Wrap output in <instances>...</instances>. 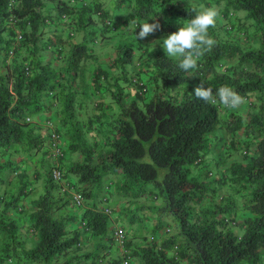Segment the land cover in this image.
Returning a JSON list of instances; mask_svg holds the SVG:
<instances>
[{"label": "trees", "instance_id": "16d2710c", "mask_svg": "<svg viewBox=\"0 0 264 264\" xmlns=\"http://www.w3.org/2000/svg\"><path fill=\"white\" fill-rule=\"evenodd\" d=\"M119 1L136 20L132 33L158 19L162 31L143 43L121 45L108 68L96 66L79 86L78 78L87 77L91 46L85 35L74 41L75 31L66 39L62 31L67 21L79 29L98 28L93 11L105 27L118 30L102 2L0 0V170L9 174L0 182L17 175L22 182L10 199L0 193V206L5 201L0 229L9 238L0 264H121L124 257L113 256L112 220L100 210L105 197L111 204L123 202L119 214H131V225L142 221L151 229L143 243L125 244L140 264H263L264 0ZM202 3L221 5L225 16L232 17V9H245L246 15L210 28L215 46L185 72L178 58L166 55L162 40ZM46 51L55 58L42 59ZM135 51L142 62L130 68ZM201 81L214 93L231 87L245 98L248 111L225 108L218 97L216 105L198 99L194 89ZM26 109L44 113L43 123L27 120ZM47 119L59 136L61 182L51 173ZM42 147L47 191L27 201L29 228L38 242L25 250L26 240L17 233L25 220L19 201L28 193L30 176L41 174L32 150ZM12 151L30 158L16 161ZM159 168L166 169L161 180ZM105 174L112 177V191L105 188L110 182L103 181ZM149 183L156 190L147 191ZM72 188L85 195L79 217L66 213L74 206ZM149 191L154 204H138ZM164 227L175 232L162 235ZM92 238L98 239L96 248L84 251Z\"/></svg>", "mask_w": 264, "mask_h": 264}, {"label": "rangeland", "instance_id": "374dc122", "mask_svg": "<svg viewBox=\"0 0 264 264\" xmlns=\"http://www.w3.org/2000/svg\"><path fill=\"white\" fill-rule=\"evenodd\" d=\"M89 1H91V0H87V2H89ZM194 1L200 2L201 0H194ZM101 2H103V5L105 7L107 14L109 16H112L113 19L115 20V23L117 24L118 30L113 31L108 26L105 27L104 21L102 19L103 17L100 16L96 11H93V12H91V14L96 21L94 25H96V27H98V28H96L97 30L94 28L95 26H93V25L92 26L91 25L84 26V27H81V29H79V28H76V23H73L71 25L69 23V21H67V23L64 26V29L62 31V32H65L64 33L65 39L68 37L69 31H71V30L75 31V35L72 37L74 41L83 40L84 39L83 36L85 35V37L87 38L86 41L88 42L89 46H91V53H93V56L89 57V59H87V61L85 62V65L89 64L91 61L95 63V61L102 60L105 52H108V51L110 52L114 49H116V51H117L121 45L134 44V42L136 41L132 36L133 33H130V31L133 30L136 26V20H134L132 18V16H131L132 14H131L129 7L125 6L123 4V2H120L119 0H101ZM183 2H185V0H183ZM125 4H126V2H125ZM222 5H224V3H222ZM201 6L211 7V5L208 6L205 3H202ZM201 6H199V7L201 8ZM213 6H216L219 10L221 8V5L220 6L219 5H213ZM232 11H234V15L232 17L225 16L222 12L219 11L220 12V18L218 19L217 22H219V20L224 21V22L225 21L229 22L233 19H235L237 22H239V18L241 16L246 15L245 9H232ZM86 18H85V20H86ZM130 21H134V23H130ZM95 33H97L96 39L94 37ZM145 39H143V40H145ZM254 42H255L256 46L259 43V41L257 39H255ZM152 48H153V46H152ZM138 55H139V52L135 51L133 58L138 57ZM129 67L132 68L130 65H129ZM116 72L118 73V71H116ZM84 78H85V80H88V78L86 76H84L83 78H78L81 81L79 86L85 84ZM88 82L89 81H87V83ZM87 106L91 110L93 109V104L91 102L87 103ZM239 109H242V111L244 113H246V111H248L249 107L244 103ZM26 112H29V114H31V117L33 120L37 116L34 113H30V109H26ZM55 119H57V118L55 117ZM57 121H59V119H57L56 122ZM44 143H47V142L45 141ZM47 145H48V143H47ZM43 150H45V147H42V149H40L39 151H37V150L36 151L32 150V151H33V154L38 153V155L41 157ZM14 152H15V154H17L18 157H20V159H21V156L24 157L22 159H29L30 158V156H28L29 154H25V153L22 154V153H19L16 151H14ZM213 155H214V153H213ZM239 157H240V155H239ZM147 160H149V157H147ZM46 162H48L49 165L51 164V162L48 159L45 161V163ZM41 163L42 162L40 161L39 165L36 166V168L41 172L40 176L35 179L34 176L31 175L32 173L30 174L31 175L30 179L32 182H29V185L27 187L28 193L23 195L21 200L19 201L20 202L19 208L23 209L22 214H23V217L25 218V220L22 223H20V229L21 230H19L17 233L20 234L19 238L26 240V244H25L26 246H24V248H26L25 250H30L31 248L35 247L37 245V242H38L36 237L32 233L31 229L29 228V213L32 210V207L28 206L27 201H31L35 198L40 199L41 197L44 196L45 192L47 191L46 175L44 174V169L46 167L44 165H42ZM28 166H29L28 170L31 171L32 167H30V164ZM165 172H166L165 168H159V175H158L159 180H161L163 178ZM0 176H3V177L5 176L7 178V176H9V174L4 170H0ZM20 178L21 177L19 175L13 176V178H11V176H10V179H6V181L4 183L0 182V193L4 194L7 200L10 199L12 197V195L15 194L19 190L20 185L22 184V182L20 181ZM111 178H110L109 174H105L103 177V181H108V180L112 181ZM26 180L28 181V179H26ZM145 188L147 191L153 190V189L156 190L153 183H149L148 185L145 186ZM31 189H33V190H31ZM55 193H57V192H55ZM152 197H153V195L149 191L148 195L146 197L147 198L146 201L150 205L154 204L155 198L152 199ZM144 201H145V199H138L137 202H138V204H140L141 202H144ZM113 202L111 204L112 206L114 204ZM101 204H100V206H101ZM116 204L118 206L117 201H116ZM86 206L87 205L84 204L81 207H78V206L73 207V209L71 211H79L81 208H84ZM4 207H5V201L0 206V211ZM10 210H12V209H9L8 211H10ZM118 210H119V208H116L115 211H112L109 218L116 219L119 224L123 225V228L125 230H127L128 234L129 233L131 234V232L134 231L133 229L137 227L138 223H136L135 225H131V223L128 222L129 219L124 218L123 215L121 216L119 214ZM10 213L13 214V213H17V212L15 210H13V211H10ZM18 213H19V211H18ZM66 213H67V211H66ZM139 213H138V216L139 217L142 216V214L139 215ZM146 213L148 215L149 212H146ZM2 217H3L2 214H0V220ZM117 217H119V219ZM20 222H21V220H20ZM0 225H2L1 222H0ZM149 225L151 226V223ZM237 229L239 230V234L244 232V229L242 227H238ZM7 241H9V238L7 237L6 233L1 232V229H0V256H2L6 252L5 247L7 246ZM19 249H23V247H19ZM115 254H117V253H115Z\"/></svg>", "mask_w": 264, "mask_h": 264}, {"label": "clouds", "instance_id": "9594fccd", "mask_svg": "<svg viewBox=\"0 0 264 264\" xmlns=\"http://www.w3.org/2000/svg\"><path fill=\"white\" fill-rule=\"evenodd\" d=\"M193 11L196 12L193 18L187 20L183 26L179 27L178 31L168 34L162 40L166 55L178 58L179 68L185 72L196 68L199 59L215 46L216 40L209 34V29L215 28L220 18L219 9L216 6H201L199 10L194 8ZM130 23H134V21H130ZM139 29V32L135 34L136 39L143 40L162 31V24L158 19L152 23L141 24ZM194 94L198 99L212 105L217 104L218 97L219 103L228 109H239L245 103V98L227 85L221 86L214 93L212 88L205 87L204 82L201 81L194 89ZM27 120L34 121L30 115L27 116ZM74 207L76 206L74 205Z\"/></svg>", "mask_w": 264, "mask_h": 264}, {"label": "crops", "instance_id": "0c3cea01", "mask_svg": "<svg viewBox=\"0 0 264 264\" xmlns=\"http://www.w3.org/2000/svg\"><path fill=\"white\" fill-rule=\"evenodd\" d=\"M95 1H98V2H100L101 3V0H95ZM102 5H103V2H102ZM103 7H104V5H103ZM105 8V7H104ZM130 33H132V30L130 31ZM133 38L136 40V41H139V40H137L136 39V35L133 33ZM143 41H145V40H143ZM143 41L142 40H140V42H142L143 43ZM135 43V42H134ZM136 43H138V42H136ZM150 46H153V48H154V43H152ZM152 48V49H153ZM116 53H117V51H116V49H114V50H112V51H108V52H105V54H104V57H103V59L102 60H99V61H96L95 63H93L92 65H91V63H89V64H87L88 65V71H87V78H89L90 77V72H92V69H94L96 66H101V67H103V68H108V65L109 64H112V62H113V58H114V56L116 55ZM53 53H50V52H44V54L42 55V59H48V60H51V59H53ZM55 58V57H54ZM55 61V60H54ZM142 61H141V59H140V53H139V55H138V57H136V58H133L132 59V64H131V67L133 68L134 66L136 67H140V63H141ZM56 63V62H55ZM113 69V68H112ZM130 90L134 93L135 92V89H133L132 87H130ZM44 118H45V115H44V113H41V114H37V116H36V118L34 119V122H38V124L40 123V124H42L43 123V120H44ZM13 149H15V148H13ZM12 153V155L10 156L11 158H13V159H15L16 161H18L19 159H20V157H18L17 156V154H15V153H13V151L11 152ZM32 158L34 159V161H35V164L36 165H39V162L42 160V157H40L39 155H38V153L36 154V155H33L32 156ZM69 160H70V158H68ZM31 167V166H30ZM29 168V167H28ZM36 177V176H35ZM111 178V177H110ZM36 179V178H35ZM141 199H145V201L144 202H141V204H144L145 202H147L146 201V199L147 198H141ZM114 204H113V209L114 208H116V202H113ZM122 206H123V203L122 202H118V208L119 209H121L122 208ZM73 207L74 206H69V208H67V214L68 215H70V216H73V217H79V211H71L72 209H73ZM100 207H103V204H101V206ZM133 208V207H132ZM66 211V210H65ZM121 216L123 215L124 216V218H131V214H128V213H126V214H124V212L122 213V214H120ZM134 218V220L135 219H137L135 216L133 217ZM111 220H112V227H114V225H116V224H119L118 222H117V220L116 219H114V218H110ZM136 223H138L137 224V227L136 228H134L133 230V232H131V234L129 233L128 234V239H131V240H133L134 241V243L135 244H140L141 242L143 243V241H142V239H143V237L145 236V235H149V233H150V231H151V229L149 228H147V227H145L144 226V224L142 223V222H135L134 223V225L136 224ZM119 225H121V224H119ZM77 226V223H74L73 224V226H72V228L73 227H76ZM122 227H123V225H121ZM132 229V228H131ZM172 230V229H171ZM127 231V230H126ZM165 231V232H164ZM169 231V233L171 232V233H174L175 231L174 230H172V231H170V229L168 228V227H164V230H162L161 231V234L162 235H166V232H168ZM128 233V232H127ZM152 239H153V237H152ZM86 241V240H85ZM97 243H98V239H93L92 238V241H86L85 242V245H84V251L85 250H94L95 248H96V245H97ZM128 252H129V250L127 249V252H125V251H123L119 246H118V244H117V248H116V250H115V252H114V254H113V256H121V257H124L123 258V262L121 263V264H140L137 260H133V259H131V257H130V255H128ZM115 253H117V254H115ZM263 264H264V262H263Z\"/></svg>", "mask_w": 264, "mask_h": 264}, {"label": "built area", "instance_id": "2783aa9c", "mask_svg": "<svg viewBox=\"0 0 264 264\" xmlns=\"http://www.w3.org/2000/svg\"><path fill=\"white\" fill-rule=\"evenodd\" d=\"M19 37L21 36V34L18 35ZM29 71H26V73H28ZM28 119H30V117H28ZM47 127V135H48V139L50 141H52L51 143V156L52 159L54 161V165L55 167L52 169L51 173H52V177L54 180H56V182H61L63 179V171L60 168L59 165V157L63 156L62 152H61V147L59 144V136L58 134L53 130V125L54 122L52 119H47L45 121L44 124ZM106 190H111L113 189V185L112 182L110 181L108 184L105 185ZM71 194H72V201L74 203V205L77 207H81L85 204V195L83 193L82 190H77L75 188H72L71 190ZM107 198L105 197V201L103 204V207L101 208V210L107 214V215H111L112 213V205L111 203L107 202L106 200ZM232 224H235V222H232ZM113 234H114V238H115V242L118 244V246L125 252H127L126 249V241L128 239V233L127 231L119 224L114 225L113 227ZM11 262V259H10Z\"/></svg>", "mask_w": 264, "mask_h": 264}]
</instances>
